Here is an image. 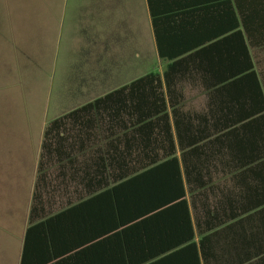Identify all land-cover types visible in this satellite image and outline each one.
Returning <instances> with one entry per match:
<instances>
[{
	"label": "crops",
	"instance_id": "obj_1",
	"mask_svg": "<svg viewBox=\"0 0 264 264\" xmlns=\"http://www.w3.org/2000/svg\"><path fill=\"white\" fill-rule=\"evenodd\" d=\"M36 3L53 119L97 102L44 156L0 126V264H264V0ZM146 91L152 125L99 121Z\"/></svg>",
	"mask_w": 264,
	"mask_h": 264
},
{
	"label": "rangeland",
	"instance_id": "obj_2",
	"mask_svg": "<svg viewBox=\"0 0 264 264\" xmlns=\"http://www.w3.org/2000/svg\"><path fill=\"white\" fill-rule=\"evenodd\" d=\"M36 6V0H0V126L13 125L16 129L12 133L16 135L13 148L17 153L29 154L42 128L56 116L48 83L50 59L45 56L40 62L36 56ZM26 17L30 41L22 47L20 37L15 46L9 38L20 36L14 29L20 32V22ZM25 47L29 58L23 57Z\"/></svg>",
	"mask_w": 264,
	"mask_h": 264
},
{
	"label": "trees",
	"instance_id": "obj_3",
	"mask_svg": "<svg viewBox=\"0 0 264 264\" xmlns=\"http://www.w3.org/2000/svg\"><path fill=\"white\" fill-rule=\"evenodd\" d=\"M148 78L149 75H146L144 77H142L141 81H144V85L147 87L148 86ZM132 83L126 87H123L122 90H128L130 93L132 91ZM143 85V84H142ZM145 95V98H144ZM133 99H129V103L126 105L125 108L122 109V111H118V113H116V111H112L109 112L105 115L104 118H102L101 120H99L100 122L105 123V125H138V126H143V125H152L153 122L150 120V115L148 112V99H147V91L145 92V94L142 92V96H141V101H137L135 100V103L133 105L132 103ZM97 101H94L90 104H87L86 106L72 111L70 113L64 114L56 119L51 120L44 129V133H43V140H42V155L44 156L45 153H47L49 150H51V146H52V140L54 138H59L62 137L59 134L60 133H67L68 132V128L67 125H78V121L76 119L77 117V113L79 111H81L82 109H87L89 107H95ZM91 120H88L87 123L85 125H91ZM211 164V163H208ZM41 165V162H40ZM165 165V163H161L160 165H156V166H152V167H147L144 172H142L141 174L144 176H138V177H142L145 178L147 177V175H149L151 172L155 171V169L157 167H163ZM212 166V165H211ZM211 166H205V168H211ZM147 180V178H146ZM180 184L182 179H178ZM212 178H197V177H188L186 179L189 188H196L197 186H206L208 184H211L212 182ZM182 185V184H181ZM212 186V185H211ZM182 187V186H181ZM182 193L184 194V190L182 188ZM202 213L205 219V226H204V230L205 232H209L210 230H213L214 228H216V225H211L208 222L209 219H213L216 218V209L214 207L211 206V204L205 202L203 205V209H202ZM209 235H207V237H210L212 235H216V229L214 231H210L208 233ZM206 237V239H207ZM202 242H200V250H206L209 251L208 248V242L206 240L204 246ZM210 256V255H209ZM207 257L206 254V264H209L208 260H211V256Z\"/></svg>",
	"mask_w": 264,
	"mask_h": 264
}]
</instances>
